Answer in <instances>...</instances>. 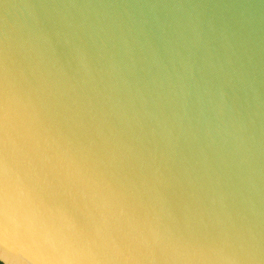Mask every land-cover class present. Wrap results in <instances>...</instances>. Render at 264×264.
<instances>
[{"label":"water","instance_id":"water-1","mask_svg":"<svg viewBox=\"0 0 264 264\" xmlns=\"http://www.w3.org/2000/svg\"><path fill=\"white\" fill-rule=\"evenodd\" d=\"M0 182L101 264H264V0H0Z\"/></svg>","mask_w":264,"mask_h":264},{"label":"clouds","instance_id":"clouds-1","mask_svg":"<svg viewBox=\"0 0 264 264\" xmlns=\"http://www.w3.org/2000/svg\"><path fill=\"white\" fill-rule=\"evenodd\" d=\"M45 223L39 205L10 204L7 184L0 182V264H101L94 251L69 235L50 234Z\"/></svg>","mask_w":264,"mask_h":264}]
</instances>
